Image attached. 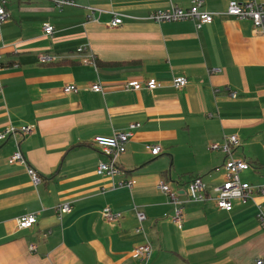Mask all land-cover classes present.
I'll use <instances>...</instances> for the list:
<instances>
[{
  "label": "crops",
  "instance_id": "0c3cea01",
  "mask_svg": "<svg viewBox=\"0 0 264 264\" xmlns=\"http://www.w3.org/2000/svg\"><path fill=\"white\" fill-rule=\"evenodd\" d=\"M3 1L9 17L0 23V131L36 126L0 141V264H144L132 256L144 243L153 248L149 264H264V33L225 14L231 0H203L214 20L201 27L148 18L195 0H74L62 8L55 0ZM116 15L123 21L111 26ZM43 53L57 60L42 63ZM90 57L96 65L83 61ZM177 76L187 78L185 87L173 85ZM150 78L161 86L124 89L129 80ZM72 83L78 92L65 93ZM96 83L100 92L91 90ZM133 123L139 126L119 157L120 172L98 175L107 156L93 138ZM233 134L240 139L233 157L251 164L240 174L254 187L251 200H236L231 212L211 198L190 200L188 183L197 176L214 197L228 155L208 148ZM17 149L41 174L40 185L25 165L9 163ZM128 180L131 186L119 184ZM160 180L183 203L181 227ZM65 203L72 210L61 213ZM104 207L121 218L102 220ZM138 211L146 215L140 231ZM30 213L37 222L18 228L17 219Z\"/></svg>",
  "mask_w": 264,
  "mask_h": 264
},
{
  "label": "built area",
  "instance_id": "2783aa9c",
  "mask_svg": "<svg viewBox=\"0 0 264 264\" xmlns=\"http://www.w3.org/2000/svg\"><path fill=\"white\" fill-rule=\"evenodd\" d=\"M55 4L58 8H62L67 5H75L74 0H55ZM203 0H195L189 8H182L178 5H172L168 9H158L149 15L150 20L156 22L167 21H183L193 20L197 27H201L205 24H210L214 20V13L203 10ZM90 12L94 13L96 8L89 7ZM225 14L235 17L239 20H250L253 26L264 33V0H248L246 2H239L237 0H231ZM9 17V13L6 10L5 1L0 0V23L4 22ZM123 21L121 15H116L110 22L111 26H118ZM43 30L46 34L51 35L53 33V26L49 23L43 25ZM84 48H78V52L82 53ZM57 60L55 55L50 53H43L39 55V61L42 63H50ZM85 63H91L96 65L92 57L83 60ZM187 78L184 76H177L174 78L173 85L176 88H183L187 85ZM161 86V83L155 79L150 78L145 84L138 80H129L124 83V89L126 91L134 90L138 91L142 88L148 90H154ZM91 90L100 92L102 87L99 83L91 86ZM63 91L65 93H77L78 87L75 84L65 85ZM2 92V89H0ZM235 96V94H232ZM35 124L22 125L16 127L9 124L5 129L0 131V141L9 139L15 135H21L23 137L33 133L35 130ZM138 123L130 125L128 131L114 132L112 135H96L93 138L94 144L107 156V161H100L97 165L96 172L98 175H105L114 177L120 172L119 157L126 151V143L133 135V129L138 127ZM240 145V139L237 135H228L225 137L222 143H211L209 145L210 151L222 150L228 155L225 161L226 175L224 181L214 187V197L208 195L206 187L200 176L193 177L188 183L187 194L188 198L192 201H204L211 198L215 201L216 206L223 211L231 212L234 209L235 201L238 200L242 205L247 204L253 195L254 187L241 179V172L249 169L251 164L244 158L233 157V149ZM147 148L152 154H158L161 152L160 146L147 145ZM9 163H20L26 166L27 173L34 186H38L43 182L41 174L33 167H31L20 149H17L9 158ZM120 185L131 186L132 180H128L126 183L121 182ZM157 188L163 193L167 194L175 204L172 220L178 227L182 226L184 207L182 201L178 200L176 192H174L170 184L164 180H160L157 184ZM258 190L264 192V188H258ZM72 210L70 203H65L60 207L61 213H67ZM122 216L120 212H114L109 207H104L101 210V219L108 222L118 221ZM137 217L140 222V226L137 231L142 229V221L146 218L144 212L138 211ZM260 220L264 223V216L259 215ZM37 222V216L34 213L24 215L17 219L18 228L25 229L32 227ZM35 248V246H32ZM153 255V248L150 243H144L136 246L132 252L134 258L141 259L144 264H149ZM257 264H262V260L257 261Z\"/></svg>",
  "mask_w": 264,
  "mask_h": 264
},
{
  "label": "trees",
  "instance_id": "16d2710c",
  "mask_svg": "<svg viewBox=\"0 0 264 264\" xmlns=\"http://www.w3.org/2000/svg\"><path fill=\"white\" fill-rule=\"evenodd\" d=\"M97 65H99V63H97Z\"/></svg>",
  "mask_w": 264,
  "mask_h": 264
}]
</instances>
